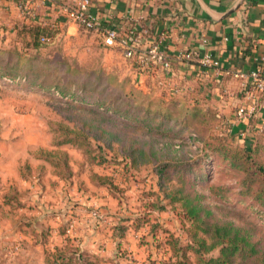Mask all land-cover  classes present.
<instances>
[{
    "label": "rangeland",
    "instance_id": "1",
    "mask_svg": "<svg viewBox=\"0 0 264 264\" xmlns=\"http://www.w3.org/2000/svg\"><path fill=\"white\" fill-rule=\"evenodd\" d=\"M42 36L49 40L25 33L0 44V62H18L16 78L0 75V264H47L59 252L96 264H168L185 255L195 263L183 195H198L209 221L243 228L264 249V216L240 194L243 173L230 162L250 143L264 161V126L234 134L238 106L230 99L190 88L175 95L82 26ZM32 59L66 79L130 90L162 110L151 122L160 128L32 85ZM210 135L229 138L223 153L204 150ZM219 254L216 246L205 256Z\"/></svg>",
    "mask_w": 264,
    "mask_h": 264
},
{
    "label": "crops",
    "instance_id": "2",
    "mask_svg": "<svg viewBox=\"0 0 264 264\" xmlns=\"http://www.w3.org/2000/svg\"><path fill=\"white\" fill-rule=\"evenodd\" d=\"M17 1L0 0V44L13 39L15 32L24 25L44 23L62 32L66 28L70 31L71 28L78 27L65 11L66 6L75 5L78 0H48L39 5L35 19L22 17L15 8ZM236 2L237 0H89L90 10L98 13L106 26L117 28L124 34L130 31L140 34L144 29H151L141 39L143 47L154 43L159 35H164L163 45L173 58L172 82L183 86V90L200 82L203 86L211 85L210 91L216 92L222 99H230V103L235 106L257 102L258 108L253 117L244 120L236 118V123L233 124L231 132L241 135L244 130L249 134L251 125L264 126V92L258 97H252L244 83L235 80L229 72L264 66V0H245L223 17ZM202 31L207 34V44H202L198 37ZM182 49L196 50L201 55L211 52L221 61L219 75L216 69H209L206 75L197 78L191 67L197 64L200 56L195 57L189 65L176 58L177 52ZM138 69L141 77L156 79V84L160 87L170 89L172 86L159 70L146 75L140 67ZM89 230L85 229L80 234L87 238Z\"/></svg>",
    "mask_w": 264,
    "mask_h": 264
},
{
    "label": "trees",
    "instance_id": "3",
    "mask_svg": "<svg viewBox=\"0 0 264 264\" xmlns=\"http://www.w3.org/2000/svg\"><path fill=\"white\" fill-rule=\"evenodd\" d=\"M55 27L39 23L33 25H24L18 29L16 36L29 33L32 38L46 34L49 35L52 31H56ZM151 29H148L150 31ZM37 47V46H36ZM0 75L3 77L16 78L17 74L11 69L18 66V62H11L9 59L5 64L0 62ZM27 72L34 77L30 79L27 74L25 78H29L32 85L41 89H54L64 97H74L80 102L97 106L107 112H112L122 118L144 123L150 129L157 128L161 124L152 125L154 115L160 113L159 108L152 109L145 107L142 103L137 102L130 90L115 91L107 86H101L98 81L94 82L90 79H78L60 74L59 72L50 69L44 62L36 59L29 60L26 64ZM59 71V70H58ZM182 85V83H181ZM183 89V86H181ZM164 88V87H163ZM190 92L197 94L210 92V86H203L200 82H196L193 86H189ZM169 89V88H168ZM171 90V87H170ZM172 91V90H171ZM184 91V90H183ZM173 92V91H172ZM174 93V92H173ZM182 92L176 93L180 94ZM191 93V94H192ZM164 102L163 100H159ZM154 113V114H153ZM111 134H113L111 132ZM229 143V138L224 136L210 135L204 140V150L206 152H221L225 151V147ZM230 162L233 167L243 173L241 179L240 194L244 197L251 198L258 205L260 213L264 216V161L257 156L255 145H249V148L243 151L238 150L230 156ZM171 166V163H160L157 166V174L160 178L165 175L166 167ZM181 199L187 209V214L195 225L193 233L194 245L192 249L197 255V261L191 262L185 255L183 259H178L176 262L168 264H264V249H260L257 243L251 240V237L243 228L233 225L232 223H217L208 220L210 211L207 210L196 195L194 198L188 195H183ZM204 236H201L199 233ZM207 237L212 240L211 244L207 243ZM220 246V254L217 257H207V253L211 248ZM47 264H96L90 259H83L82 255L78 258L64 256L62 252L52 255L47 258Z\"/></svg>",
    "mask_w": 264,
    "mask_h": 264
},
{
    "label": "built area",
    "instance_id": "4",
    "mask_svg": "<svg viewBox=\"0 0 264 264\" xmlns=\"http://www.w3.org/2000/svg\"><path fill=\"white\" fill-rule=\"evenodd\" d=\"M47 1L18 0L15 8L22 17L35 19L38 16L37 10L39 5L45 4ZM65 11L72 22L100 35L106 46L123 49L125 55L134 58L138 67L146 75L159 70L163 73V76L167 77L169 85H172L171 87H173L174 92L179 93L183 91L181 86L172 82L174 78L173 58L170 56L167 47L163 45L165 40L164 35H159L154 43L143 47L141 46V39L145 34L149 33L148 29H144L140 34H135L134 31L124 34L117 28L106 26L101 16L90 10L89 0H78L75 5L66 6ZM198 37L202 44L208 43L205 32H200ZM48 40V36L42 37V41L46 42ZM197 56H200L197 64L191 67L197 78L206 75L209 69H216L217 75H219L221 61L211 52H204L201 55L196 50L182 49L177 52L176 58L190 65L191 61ZM229 74L235 80L242 81L252 97H258L260 93L264 92V66L251 70L230 71ZM257 108V102H254L252 105L242 104L237 107L236 116L239 120L251 118L256 113ZM241 136H246V130L241 131Z\"/></svg>",
    "mask_w": 264,
    "mask_h": 264
},
{
    "label": "water",
    "instance_id": "5",
    "mask_svg": "<svg viewBox=\"0 0 264 264\" xmlns=\"http://www.w3.org/2000/svg\"><path fill=\"white\" fill-rule=\"evenodd\" d=\"M245 0H237V2L230 7L223 15V17L227 16L228 14H230L232 11H234L242 2H244ZM210 16L214 19H216L212 14H210Z\"/></svg>",
    "mask_w": 264,
    "mask_h": 264
}]
</instances>
